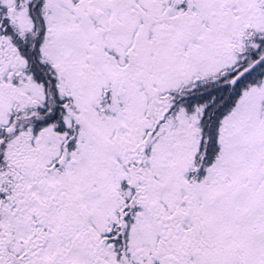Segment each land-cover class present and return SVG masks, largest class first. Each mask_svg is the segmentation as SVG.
<instances>
[{
  "label": "snow or ice",
  "instance_id": "1",
  "mask_svg": "<svg viewBox=\"0 0 264 264\" xmlns=\"http://www.w3.org/2000/svg\"><path fill=\"white\" fill-rule=\"evenodd\" d=\"M0 264H264V0H0Z\"/></svg>",
  "mask_w": 264,
  "mask_h": 264
}]
</instances>
